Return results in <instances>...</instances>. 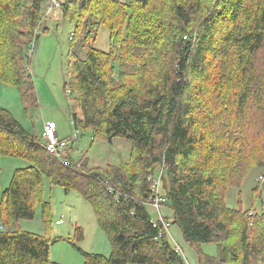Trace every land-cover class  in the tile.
Returning <instances> with one entry per match:
<instances>
[{"label": "trees", "instance_id": "16d2710c", "mask_svg": "<svg viewBox=\"0 0 264 264\" xmlns=\"http://www.w3.org/2000/svg\"><path fill=\"white\" fill-rule=\"evenodd\" d=\"M51 0H0V82L38 106L28 67ZM75 22L66 94L73 126L97 138L131 144L120 166H93L49 153L0 107V171L4 158L24 160L0 199V264H56L50 238L16 228L41 204L45 185L78 192L108 237L110 256L87 253L84 264H187L153 225L151 181L164 167L165 201L199 264H264V0H57ZM110 32V49L95 48ZM47 30V29H46ZM88 47L84 58L82 50ZM263 170L253 189L260 213L228 207L230 188ZM84 235L77 228V241ZM213 243L215 257L201 245Z\"/></svg>", "mask_w": 264, "mask_h": 264}, {"label": "rangeland", "instance_id": "374dc122", "mask_svg": "<svg viewBox=\"0 0 264 264\" xmlns=\"http://www.w3.org/2000/svg\"><path fill=\"white\" fill-rule=\"evenodd\" d=\"M46 8L47 3L44 6L45 17L37 32L38 39L28 67L36 87L38 106L26 110L18 90L0 82V107L7 109L32 134L42 137L45 125L54 123L60 139L73 141L75 135H78V139L71 144L70 152L75 162L86 158L93 166L102 167L108 164L120 166L130 162L131 144L128 140L120 137L106 140L101 136L96 138L91 131L75 130L70 116L72 97L67 96L65 88L75 22L64 17L61 9L47 13ZM94 46L101 51L110 49L108 29H100ZM87 51L86 46L82 50V58L86 56ZM27 166L29 163L24 160L2 159L0 199L2 192L10 185L15 170ZM261 175L263 170L254 167L240 188H230L225 199L228 207L239 208L241 205L244 210L253 208L260 213L262 200L253 202V189L258 185ZM163 184L166 186V180L162 181L161 187L165 200L166 189ZM262 184L264 187V180ZM44 200L51 203L50 222H44L42 206L37 204L34 219L20 220L16 228L50 238L53 242L51 258L56 264H84L83 255L73 243L87 253L110 256L111 243L99 228L93 208L78 192L66 193L59 187L52 188L47 182ZM147 209L153 220L159 217V213L152 206L148 205ZM160 211L163 216L168 215L171 219L172 213L166 201L160 205ZM58 221L63 223L57 224ZM77 228L81 229L84 235L81 241H77ZM168 235L173 246H180L181 255L188 264H199V251L185 240L176 224L170 225ZM201 251L213 257L218 253L217 246L213 243L201 245Z\"/></svg>", "mask_w": 264, "mask_h": 264}, {"label": "built area", "instance_id": "2783aa9c", "mask_svg": "<svg viewBox=\"0 0 264 264\" xmlns=\"http://www.w3.org/2000/svg\"><path fill=\"white\" fill-rule=\"evenodd\" d=\"M59 6L60 5L57 0H51L50 2L47 3V7L49 11H55ZM77 136L78 135H75L74 139H76ZM42 137L46 142V148L49 151V153L55 155L59 159H65V157L67 156L68 148L72 142L71 139H60L57 133V126L54 123H48L45 125ZM163 176H164V167L161 166L157 169L156 174L149 177V180L152 182L151 183L152 203L149 206H152L154 210H156L159 213V217L153 221V225L155 227H160V232H162V230L168 232L170 225L163 219L160 211V205H162V203L165 201L164 197L161 194ZM259 179L260 181L263 180L262 177H260ZM62 223L63 221L57 222V224H62ZM176 251L181 254L182 250L179 245H176Z\"/></svg>", "mask_w": 264, "mask_h": 264}, {"label": "crops", "instance_id": "0c3cea01", "mask_svg": "<svg viewBox=\"0 0 264 264\" xmlns=\"http://www.w3.org/2000/svg\"><path fill=\"white\" fill-rule=\"evenodd\" d=\"M168 216V215H167Z\"/></svg>", "mask_w": 264, "mask_h": 264}]
</instances>
